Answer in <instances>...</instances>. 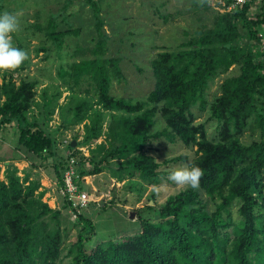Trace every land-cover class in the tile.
Returning <instances> with one entry per match:
<instances>
[{"label":"trees","instance_id":"trees-1","mask_svg":"<svg viewBox=\"0 0 264 264\" xmlns=\"http://www.w3.org/2000/svg\"><path fill=\"white\" fill-rule=\"evenodd\" d=\"M85 1L93 9L99 40L85 48L87 58L61 62L59 75L68 86L91 82L98 103L112 112L113 121L112 146L107 150L101 144L90 157L81 155L80 175L99 176L108 170L118 182L139 180L145 187L162 186L169 174L154 154V140L161 137L193 152V159L181 155L173 163L199 166L204 175L198 190L183 189L159 207L150 204L153 196L148 209H156V218H143L136 211L142 229L121 241L88 249L94 223L84 213L73 218V226L81 231L69 248L70 264H264V0L259 10H255L257 0H248L234 12H215L213 27L187 33L178 51L158 53L151 61L154 88L144 100L111 94L113 80L122 78L121 59L107 56L109 42L99 3ZM47 27L58 48L68 34L81 32L59 29L54 16ZM244 37L248 41L241 46L238 41ZM7 75L0 85V131L15 121L24 154L51 163L60 187L71 158L80 153L58 156L50 132L28 117L36 81L17 85ZM220 78L219 90L210 100L212 84ZM207 111L206 121L198 122L199 113ZM75 116L80 122L82 117ZM158 122L164 129L154 133ZM255 130L261 132L260 140L245 144L243 137ZM89 133L86 141L99 139ZM70 148L75 149L72 144ZM11 170L7 180L0 179V264H60L70 231L65 212H71V204L65 199L64 207L51 208L44 202L40 180L21 178L16 168Z\"/></svg>","mask_w":264,"mask_h":264},{"label":"rangeland","instance_id":"rangeland-1","mask_svg":"<svg viewBox=\"0 0 264 264\" xmlns=\"http://www.w3.org/2000/svg\"><path fill=\"white\" fill-rule=\"evenodd\" d=\"M95 1L99 3L100 17L108 36L107 56L121 59L122 78L113 80L111 94L132 100H144L153 90L155 82L151 61L158 53L180 50L181 44L186 41L187 33L193 35L201 27H213L214 13H222L218 10L219 4L215 0L205 1L210 5L209 10L205 8V2L201 5L198 0ZM257 2L258 9L255 10L261 7V0ZM4 11L18 14L20 31L13 34L14 45L28 53L25 69L21 67L7 71L6 79H13L17 85L23 80H33L37 83L35 102L28 113L30 120L37 119L50 132L56 140L59 157L79 152L78 159L82 156L88 158L92 151L98 152L96 149L101 144H105L109 150L112 146L109 136L110 124L113 121L112 112L105 110L98 103L96 88L91 82L68 86L59 75L61 62L66 64L80 61L81 57L87 58L89 55L85 48L95 46L98 42L99 36L95 28L97 21L93 9L85 0H0V13ZM51 16L57 18L59 29L80 28L81 32L76 35L68 34L61 48L54 46L47 27ZM238 25L242 34H245L241 23ZM247 41L244 37L238 43L244 46ZM39 48H47L49 52H37ZM4 73L5 71H0V85L3 83ZM220 83L221 78L212 84L210 100L216 96ZM54 97L57 99L53 101ZM76 114L82 117L78 123L75 122ZM199 116L198 122L206 121L208 111L199 113ZM163 129V122H158L154 133ZM89 130L91 135L94 133L92 138L99 135V139L87 140V143ZM213 132V125L210 124L208 134L212 136ZM260 136L259 130L250 131L242 141L251 144L259 141ZM74 141L78 143L75 151L70 148ZM80 149H84L86 154ZM154 150L157 161L166 174L176 168L188 166V163L182 161L173 163L181 155H187L190 160L194 158L191 150L179 143H170L165 137L154 140ZM109 163L114 164L115 161ZM8 168H11V171L16 168L17 175H22L21 178L29 176L30 180H40L41 187H46L53 198L58 197V190L57 194L52 192V188H56L53 165L28 158L24 154L15 121L0 131L1 180H7ZM91 177L93 178L87 180L93 184L84 187L93 201L83 213L95 226V235L87 243L88 249L138 235L142 224L136 211L141 212V217L154 220L156 209H148V203L153 196H156L155 201L150 204L159 207L170 196L188 188L179 187L167 178L160 193L156 194L152 187H145L139 180L118 182L108 170L99 176ZM94 178L98 181L97 186L93 182ZM59 195L57 209L65 204L62 195ZM44 200L52 199L44 196ZM132 213H135L133 218ZM65 217V225L70 231L65 240L60 264L71 263L69 248L81 231L80 226H73L74 219L69 210L65 212Z\"/></svg>","mask_w":264,"mask_h":264},{"label":"clouds","instance_id":"clouds-1","mask_svg":"<svg viewBox=\"0 0 264 264\" xmlns=\"http://www.w3.org/2000/svg\"><path fill=\"white\" fill-rule=\"evenodd\" d=\"M202 5L205 0H198ZM20 31L17 13L4 11L0 13V71H14L28 59V53L14 45L13 34ZM204 170L199 166H182L172 170L168 179L179 187L199 189ZM161 185H152V191L159 194Z\"/></svg>","mask_w":264,"mask_h":264},{"label":"built area","instance_id":"built-area-1","mask_svg":"<svg viewBox=\"0 0 264 264\" xmlns=\"http://www.w3.org/2000/svg\"><path fill=\"white\" fill-rule=\"evenodd\" d=\"M215 2L219 4L218 10H221L222 13H231L237 10L238 7L245 5L248 0H215ZM260 36H263V33H261ZM80 150L85 153L84 149ZM78 162V157L71 158V167L64 172L62 184L59 187L64 200L66 199L72 206L71 214L74 219L79 218L80 214H82L93 201L91 195L84 190V186L93 184L89 183L87 180V178L89 179L91 176L82 177L80 175V172L77 170Z\"/></svg>","mask_w":264,"mask_h":264},{"label":"crops","instance_id":"crops-1","mask_svg":"<svg viewBox=\"0 0 264 264\" xmlns=\"http://www.w3.org/2000/svg\"><path fill=\"white\" fill-rule=\"evenodd\" d=\"M16 165H17V164H16ZM3 172H5V169H3ZM19 176H22V175H19ZM89 178L92 179L93 177H92V178L89 177ZM94 179H95V178H94ZM95 181H96V179H95ZM95 181H94V182H95ZM53 184H54V183H53ZM48 187H50V186H48ZM55 187H56V188H54V189L52 188V192H53L54 194H57V190H58L59 193H58V197H54V198H53V195H50V193L48 192L49 190H47L46 187H43V185H42V187H41V189H40L41 191H44V192H45V196H48L50 199H52V200H51L52 202H51V201H47V200H44V202H47V203L49 204V206H50L51 208H53V209L56 208V206L58 205V202H59V200H60V199H59V198H60V195H59V194H61V193H60V190H59V187H58L56 184H55ZM61 195H62V194H61ZM62 197H63V196H62ZM63 199H64V197H63ZM54 201H55V202H54ZM102 203H104V202H101V204H102ZM104 204H105V203H104ZM104 204H103V205H104Z\"/></svg>","mask_w":264,"mask_h":264},{"label":"water","instance_id":"water-1","mask_svg":"<svg viewBox=\"0 0 264 264\" xmlns=\"http://www.w3.org/2000/svg\"><path fill=\"white\" fill-rule=\"evenodd\" d=\"M77 145H78L77 141H74V142L72 143V148H76ZM95 185H96V186L98 185V181H97V179H96V181H95ZM102 204H104V203H102ZM134 215H135V213H132V214H131V217L133 218Z\"/></svg>","mask_w":264,"mask_h":264}]
</instances>
